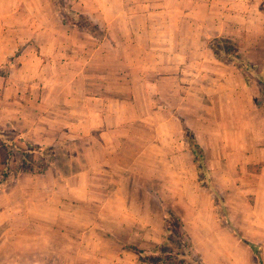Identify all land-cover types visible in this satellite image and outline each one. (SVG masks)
I'll list each match as a JSON object with an SVG mask.
<instances>
[{
  "label": "rangeland",
  "instance_id": "1",
  "mask_svg": "<svg viewBox=\"0 0 264 264\" xmlns=\"http://www.w3.org/2000/svg\"><path fill=\"white\" fill-rule=\"evenodd\" d=\"M4 1L0 0V3ZM139 1L144 0H8L10 30L18 29L19 36L23 38L20 41L11 40L13 34H9V40L3 42L9 55L0 63V174H7L4 185L0 188V244L6 239L22 241L20 248L11 249L13 256L18 253V256L25 260L36 254L32 247L25 245L31 240L30 231L35 228L34 224L37 222V218L28 217L29 208L41 214L40 225L36 226L44 239L38 249L41 256H47L48 253L50 256H61L66 253L65 234L47 232L49 222L58 224L59 227L70 226L75 230L82 222L87 221L92 225L96 224L99 218L96 217L97 209L93 203L88 206L89 215L86 219L76 215L74 206L66 208L64 195L68 190L61 181L54 178L55 172L63 176L70 169L77 170L81 167V142H66L65 138L60 136L47 138L48 131L45 127L59 126L51 124L49 120L42 121L43 126L31 132L34 136L29 132L32 119L40 115L45 108L53 106L54 81L58 79V75L68 78L71 69L75 70L73 81H78V87L85 85L82 80L84 71L88 74L85 89L89 96L100 97L107 104L114 99L130 102L117 105V100L111 101L113 104L104 109L107 114L120 108L126 116L131 114L135 117L129 122L117 125L120 129L131 130L129 136L116 138L120 141L122 153L125 151V156L121 158L123 163H128L133 157L143 156L145 147L154 146V149L150 150L151 156H160V151L155 148L158 145L167 146L169 143V148H177L183 143L185 149L187 147L186 150L194 152L195 161L203 164L199 170L202 187L212 188L214 191V201L219 206L222 224H225L226 193L233 194L241 190L246 193L264 194V0H167L168 3H183L184 7L179 10L174 7L167 10L157 7L151 10L153 17L157 18L165 15L181 17L178 26L169 25L168 28L169 32H172V29L175 31V28L179 27L178 33L184 37L182 44L185 52L182 58L183 67L180 68L184 69L181 72L184 80L180 84L184 87V95L188 97L186 100L189 101L183 106L181 115L186 116L181 119L180 125L165 126L174 133V136L167 140L159 133L161 118L164 114L172 113L171 111L177 114V110L176 107L168 106L164 98H176V92L172 91L170 85H165L163 76H166L168 71L174 72L176 67L164 66V62L171 64L176 58L153 56L152 52L149 56L146 55L147 42L144 39L138 42L137 48L132 47L130 37L145 28L144 25L136 26L132 23L144 17V13L150 12L131 7ZM152 1L159 6L165 0ZM2 11L4 10L0 8V12ZM15 18L22 20L23 25L17 26ZM59 19H66L76 25L63 24ZM154 28L160 32L162 26L156 25ZM57 32L65 35L64 44L61 46V42L59 43L62 52L57 49L58 44L54 36ZM68 36L76 43V48L79 45L87 46V51L82 53L83 57L78 54L79 51L70 49ZM217 39L225 41L223 47L225 45L234 48L236 63L231 58L220 60L215 56L212 43ZM149 43L150 46L151 41ZM240 60L247 62L250 67H245L244 70L238 68ZM75 74H78L77 78ZM242 85H246L248 90L238 93L236 89H240ZM255 98L259 107L257 112L251 113L250 116L247 106ZM245 100L247 104L237 106L238 102ZM201 114H218L220 119L215 120L214 117L213 121L211 120L212 125L222 133L227 131L226 138L231 141L228 145L232 149L228 150L227 154L223 151L222 141L220 144L215 141L219 149H214L212 154H208V160L217 163L226 160L233 163V168L227 170L226 179L221 176V185L214 178L212 169L208 167L204 150L194 147L193 141L190 140L192 136L196 141L194 126L208 124V121H199L198 115ZM13 121L17 122L14 124ZM108 123L112 125L116 124V121ZM97 143L96 137L86 142L92 164H97L98 158L105 154L110 155L105 153L103 148L100 149ZM237 146L240 147L241 153L237 152ZM20 148L26 151L27 158L35 165L24 164ZM250 149L257 160L256 164L251 166L248 163ZM42 160H47L44 172L39 171V163ZM145 161L147 160L144 159ZM144 168V165H138L136 170L139 175L146 173ZM146 187L148 184L146 185L142 176L134 183L133 191L138 194L144 192ZM101 188L103 187L100 186L99 180H96V185L92 186L90 192L101 194ZM204 190L208 191L205 188ZM10 194L13 200H10ZM26 195H31L34 202L27 203L26 199L23 200ZM208 199H204L206 203ZM136 202V211L141 206L144 207L140 197ZM248 203L253 204V201ZM182 204L186 203L183 201ZM14 206L25 212L24 217H12L14 225L22 230L19 233L14 231L6 238L3 233L8 226V217L12 215L1 211ZM68 209L72 216L68 217ZM178 210L184 215L185 223L188 220L187 225H194V228L198 229L194 222L197 208L190 204ZM169 213V223L166 224L169 231L162 249L172 252L169 256L175 263L186 260L193 262L198 253L192 238L184 230L179 215L172 212V216H169ZM109 223H112L111 220ZM75 235L73 233V236ZM5 252L6 249L0 247V260Z\"/></svg>",
  "mask_w": 264,
  "mask_h": 264
},
{
  "label": "crops",
  "instance_id": "2",
  "mask_svg": "<svg viewBox=\"0 0 264 264\" xmlns=\"http://www.w3.org/2000/svg\"><path fill=\"white\" fill-rule=\"evenodd\" d=\"M170 3L165 0L157 6L152 0H144L132 5L131 7L136 9L150 10V12L144 13V17L134 20L132 24L136 26L144 25L145 28L140 29V32L137 31L129 39L133 43L132 47L134 49L138 47L140 40H146L145 53L148 56L152 52L153 56L176 58V60L171 61V64L164 62V66L176 67L174 72L168 71L166 76H163L165 85H170L172 91L176 92V98H164L165 103L171 108L176 107L177 110V114L171 111L172 113L164 114L161 118V128L158 131L166 140L173 137L174 133L165 126L170 124L180 125L181 119L186 116V114L181 115L182 110H184L183 106L189 101L186 100L188 97L184 95V87L180 84L184 80V75L181 73L184 69H180L183 67L182 58L185 52L182 44L184 37L178 33L177 29L179 27H176L175 31L172 29V32H169L168 28L169 25L178 26L181 17H168V15H165L157 18L153 17V12H151L153 8L157 7L166 10L172 7L179 10V8L184 7L183 3ZM0 8L4 10L0 12V63H3L4 58L9 55L7 47L3 46V42L9 40V34H13L11 40L20 41L23 38L19 36L18 29L10 30L8 0L0 3ZM60 21L64 24V21ZM23 23L19 18H15L17 26L23 25ZM156 25L162 26L160 32L154 28ZM54 36L58 44V52H62L59 43L61 42V46L64 44L65 35L57 32ZM68 38V44L71 43L70 49L79 51V53H75L81 54V57H83L82 53L87 51V46L79 45L76 48V43L71 41V36H68ZM150 41L151 45L149 46ZM74 71L73 69L69 71L68 78L58 75V79L54 81L55 100L52 103L53 106L45 108L43 112H40V115L32 119L33 122L29 132L31 136H34L31 132L36 128L40 129L43 126L42 121L48 122L49 120L51 124L55 123L59 126H44L48 131L46 132L47 138L60 136L61 138L64 137L66 142H81L80 147L83 154L81 167L77 170L72 168L63 176L55 172L54 178L61 181V184L68 190L64 195L66 208L74 206L77 211L76 215L86 219V216L89 215L88 206H92L91 203H93L97 209L95 210L96 217L98 216L100 220L98 218L97 223L92 225L88 224L87 221L82 222L75 230L70 226L61 225L59 227L58 224L49 222L47 232L65 234L66 253L61 256H50L49 253L47 256H41L38 249L44 239L43 235L40 234L42 232L36 228L40 225L41 214L29 208L27 210L28 217L37 218V225L35 223V228H31V240L25 245L32 247L36 254L33 252L34 254L25 260H23V257L18 256V253L13 256L11 249L20 248L22 241L6 239L0 244L1 248L6 249L0 264H171L166 263L164 258L159 256V250L166 241V219L169 211H171L169 214L174 212L179 215L178 218L183 222V228L192 238L193 246L198 253L195 252L198 257L194 258L193 262L186 260L183 264H264V194L260 192L246 193L241 190L233 194L226 193L225 224H222L219 217V206L214 201V191L212 188L202 187L200 168L194 159V152L190 149L186 150L187 147L185 149L183 143L178 145L177 148L173 146L169 148L168 146L171 145L169 143L167 146L164 144L158 145L155 148L160 151V156H151L150 150L154 149V146H148L145 147L143 156L133 157L127 161L128 163H123L121 158L125 156V151L122 153V146L119 139L116 138L129 136L131 130L120 129L117 125H122L125 121L129 122L135 117L131 114L126 116L120 108H116L114 112L107 114H105L104 109L107 105L113 104L111 101L115 102L117 100L115 102L117 105L121 102L126 104L130 102L109 99V104H107L100 97L89 96L85 89L88 83V74L84 71L82 80L85 85L82 84L78 87V81H73ZM77 73L81 74V72ZM78 74H75V78ZM242 86L240 89H236L238 93L248 90L246 85ZM163 89L167 90L166 88ZM247 103L246 100L241 101L237 103V106L240 107ZM258 107L255 98L253 102L248 103L247 112L249 115L257 112ZM50 113H52L51 116ZM214 117L215 120L219 118L218 114L216 116L198 115L200 122L208 121V124L193 127L196 142L204 150L207 160L209 153L212 154L214 149H219L215 145V141L219 142L217 144L222 141L224 144L223 151L226 154L228 150L232 149L228 145L231 141L226 138L227 131L222 133L220 129L212 125ZM113 120L116 121V124L110 125L108 122ZM16 122L13 121L14 124ZM27 134L29 133L27 132ZM180 136H183L182 132ZM93 137L97 138L99 143H97V146L99 145L100 149L103 148L105 153L110 154L98 158L97 164H92L90 161L89 147L86 145V142H89ZM123 148L126 149L125 146ZM237 148V152L241 153L240 147L237 146ZM251 150H249L248 156L250 166L255 165L257 162L256 156L251 154ZM224 157H227V155H224ZM144 159L147 161L144 162ZM207 164L215 174V176L213 174L212 176L217 179L216 181L220 185L221 176L225 180L227 170L233 168V163L226 160L217 163L209 159ZM138 165L145 166L146 173L142 176L148 187L144 192L141 191L136 194L133 191L134 183L142 177L136 170ZM96 180H99L100 186L103 187L101 188L103 190L101 194L90 192L92 186L96 185ZM204 188L209 192H205ZM11 197L12 194L9 198L13 200ZM138 197L143 201L142 205L144 207L141 206L136 211ZM207 197L209 199L206 203L204 199ZM25 199L27 203L34 202L31 195H26L23 200ZM251 200L253 204L248 203ZM183 201L186 204H182ZM190 204L193 208L198 209L194 220L198 229L194 228V225L192 227L187 225L188 220L185 223L184 215L181 210H178ZM79 208L80 210H78ZM4 211L8 215H12L8 217V224H6L8 226L3 233L8 238L14 231L19 233L22 230L18 228L19 226L14 225L12 217H24L25 212L15 206L7 210L3 209L1 212ZM67 213L68 217L73 215L69 209ZM110 220L111 224L109 223ZM73 233L76 235L73 236ZM200 234H203V236ZM201 237L203 238L200 239ZM170 254L172 252L166 255L169 256Z\"/></svg>",
  "mask_w": 264,
  "mask_h": 264
},
{
  "label": "trees",
  "instance_id": "3",
  "mask_svg": "<svg viewBox=\"0 0 264 264\" xmlns=\"http://www.w3.org/2000/svg\"><path fill=\"white\" fill-rule=\"evenodd\" d=\"M64 23H71V24H73V22H69L68 20H66V19H64ZM73 25H76V24H73ZM224 42L225 41H221V39L219 40V39H217V40H215L213 43H212V49H213V51H214V54H215V56L216 57H218L220 60H225L226 58H231V60L232 61H234L235 62V60L237 59V56L234 54L235 52H234V48H231L230 46H225L224 45V47H223V44H224ZM239 63H240V65L238 64V68H240L241 70H244V68L245 67H250V65L247 63V62H245V61H242V60H240V61H238ZM236 63V62H235ZM190 140H192L193 141V146L194 147H198V148H201L200 146H199V144L196 142V141H194V137H190ZM20 151H21V153H22V157H23V162H24V164L25 163H27V164H32V165H35L32 161H31V159H28L27 158V153H26V151L25 150H22L21 148L19 149ZM8 153H10V146L8 145ZM43 153V152H42ZM43 155V157H45L44 156V153L42 154ZM47 155V154H46ZM43 163V164H42ZM42 164V165H41ZM47 160H42L40 163H39V165H40V167H39V171L40 172H44V167H46L47 165ZM198 166H199V168H202L203 167V164L200 162H198ZM34 169V168H33ZM6 175L7 174H5V173H1L0 174V188L4 185V178L6 177ZM169 216H172V214H170ZM167 223H169V218L167 217V219H166V224ZM168 225V224H167ZM166 230H167V232L169 231V228L168 227H166ZM163 249L161 248L160 250H159V256H162L161 258H164V261L166 262V263H171V264H183V262H181V263H175V262H173V260H171L172 258L170 257V256H166V254L167 253H169V252H167V251H162ZM142 252V251H141ZM171 252V251H170ZM259 256H260V258H261V255L259 254ZM159 261V260H158Z\"/></svg>",
  "mask_w": 264,
  "mask_h": 264
}]
</instances>
